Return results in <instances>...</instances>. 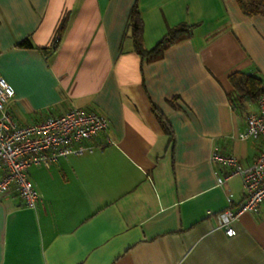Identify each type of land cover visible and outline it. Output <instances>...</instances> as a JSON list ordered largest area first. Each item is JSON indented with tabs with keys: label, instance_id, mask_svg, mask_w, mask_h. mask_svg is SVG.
Returning <instances> with one entry per match:
<instances>
[{
	"label": "crops",
	"instance_id": "0c3cea01",
	"mask_svg": "<svg viewBox=\"0 0 264 264\" xmlns=\"http://www.w3.org/2000/svg\"><path fill=\"white\" fill-rule=\"evenodd\" d=\"M134 3L145 49L178 24L191 34L142 59L128 26ZM233 72L264 83V16L235 0H0L13 119L72 107L108 119L82 142L92 152L28 167L34 208L0 196V264H264V203L230 223L233 236L218 216L243 188L239 176L216 184L211 151L249 165L262 146L237 137L245 115L229 101Z\"/></svg>",
	"mask_w": 264,
	"mask_h": 264
},
{
	"label": "built area",
	"instance_id": "2783aa9c",
	"mask_svg": "<svg viewBox=\"0 0 264 264\" xmlns=\"http://www.w3.org/2000/svg\"><path fill=\"white\" fill-rule=\"evenodd\" d=\"M12 97L13 92L0 73V196L15 192L24 206L34 208L39 194L28 177V167L32 164L48 165L60 158L92 152L94 146L82 142L104 132L108 119L72 107L60 115L18 124L9 109ZM237 137L239 140L261 139L262 146L249 165L241 164L235 155L218 149L211 151L210 161L215 166L217 185L234 176L242 180L243 198L236 207L229 205L218 214L227 236L235 234L230 225L234 219L244 212H256L264 203V85L256 108L246 113L245 127Z\"/></svg>",
	"mask_w": 264,
	"mask_h": 264
},
{
	"label": "trees",
	"instance_id": "16d2710c",
	"mask_svg": "<svg viewBox=\"0 0 264 264\" xmlns=\"http://www.w3.org/2000/svg\"><path fill=\"white\" fill-rule=\"evenodd\" d=\"M240 11L247 16L262 15L264 16V0H235ZM128 26L131 30L133 38V46L137 54L144 60L152 61L161 57L163 51L169 46L184 40L189 37L192 30V25L185 23L178 24L171 28H168L163 37L149 50L142 46L140 34H141V22L136 10L135 3L131 7L128 15ZM58 30L57 35L60 34ZM21 46L25 48H31L32 44L26 39L21 42ZM56 48L55 42L51 45L50 51ZM229 80L232 86V91L229 93V101L231 107L243 115H246L247 110L242 104L243 99H247L252 103H256L259 94L262 90L264 83L261 78L251 73H239L233 72L229 76ZM174 105L173 101H169ZM155 116L161 124L164 131L172 139L171 130L166 121L161 115L154 110Z\"/></svg>",
	"mask_w": 264,
	"mask_h": 264
}]
</instances>
